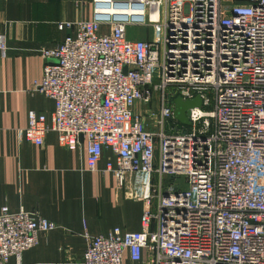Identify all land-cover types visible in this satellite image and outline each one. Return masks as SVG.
<instances>
[{"label": "built area", "instance_id": "obj_1", "mask_svg": "<svg viewBox=\"0 0 264 264\" xmlns=\"http://www.w3.org/2000/svg\"><path fill=\"white\" fill-rule=\"evenodd\" d=\"M94 3L92 20L59 24L63 42L40 50L32 90L53 102L50 124L29 112L18 133L41 147L53 132L66 150L84 140L90 170L110 154L105 170L142 204L138 232L87 236L80 264H264V0ZM127 25L158 26L159 39L130 40ZM167 90L201 99L185 131ZM55 227L0 208V264Z\"/></svg>", "mask_w": 264, "mask_h": 264}, {"label": "crops", "instance_id": "obj_2", "mask_svg": "<svg viewBox=\"0 0 264 264\" xmlns=\"http://www.w3.org/2000/svg\"><path fill=\"white\" fill-rule=\"evenodd\" d=\"M94 7V0H0V44L6 47L0 50V208L36 212L56 226L39 234L19 262L7 264H80L88 237L140 230L142 204L128 199L105 170L110 154L90 170L84 140L76 150L61 148L53 132L41 147L18 140L29 112L51 122L53 102L32 90L42 76L40 50L63 42L70 31L59 24L92 20ZM137 28L127 25V38L149 40ZM124 264H130L126 258Z\"/></svg>", "mask_w": 264, "mask_h": 264}, {"label": "water", "instance_id": "obj_3", "mask_svg": "<svg viewBox=\"0 0 264 264\" xmlns=\"http://www.w3.org/2000/svg\"><path fill=\"white\" fill-rule=\"evenodd\" d=\"M99 7H107L108 4H99ZM116 8L125 7L124 5H113ZM114 19L120 20L125 19V17H120L118 15L114 16ZM173 120L180 124L181 126H189L190 122L188 120L189 111L191 109L201 108V99L199 96L195 97L193 100H183L181 97H176L173 102Z\"/></svg>", "mask_w": 264, "mask_h": 264}, {"label": "rangeland", "instance_id": "obj_4", "mask_svg": "<svg viewBox=\"0 0 264 264\" xmlns=\"http://www.w3.org/2000/svg\"><path fill=\"white\" fill-rule=\"evenodd\" d=\"M136 30L140 31V35L141 36H143V35L146 36L147 35L149 40L157 41L159 39L158 26H151V25L141 26V28H137ZM165 94H166V97L168 99H170L171 96L173 95V91L172 90H167ZM161 97H162V92L161 91L154 92V94H152L151 103L145 108L149 109V111L158 112V109H159V106H160V98ZM176 97H178V96H175L174 99ZM173 100H170L171 103L173 102ZM172 106H173V104H172ZM143 109L144 108H142L141 106L138 107L136 113H143ZM146 122H147V120H146ZM165 127H166V125H165ZM187 127H189V126H187ZM187 127L181 126L180 124L175 122V129L176 130L185 131V130H187ZM149 128H150V130L154 129V128L150 127V126H149ZM166 128H168V127H166Z\"/></svg>", "mask_w": 264, "mask_h": 264}, {"label": "trees", "instance_id": "obj_5", "mask_svg": "<svg viewBox=\"0 0 264 264\" xmlns=\"http://www.w3.org/2000/svg\"><path fill=\"white\" fill-rule=\"evenodd\" d=\"M175 97V94L173 93V95L171 96L170 100H173Z\"/></svg>", "mask_w": 264, "mask_h": 264}]
</instances>
